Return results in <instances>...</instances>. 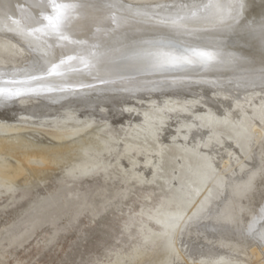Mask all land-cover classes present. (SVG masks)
I'll return each instance as SVG.
<instances>
[{
	"label": "bare ground",
	"instance_id": "bare-ground-1",
	"mask_svg": "<svg viewBox=\"0 0 264 264\" xmlns=\"http://www.w3.org/2000/svg\"><path fill=\"white\" fill-rule=\"evenodd\" d=\"M32 2L0 0V79L5 81L37 75L35 65L61 58L55 39L18 35L17 27H25L22 16L37 14L29 8ZM119 2L148 14L119 13L133 34L151 38L167 34L166 20L175 12L170 6L195 0ZM246 4L242 17L264 13L261 0ZM81 23L86 30L74 38L86 40L96 25L89 19ZM226 43L258 66L257 51L235 38ZM105 78L110 83L102 85L70 73L69 87L0 97L3 204L27 195L32 178L42 181L48 171L60 170L56 188L22 211L29 223L7 244L21 245L37 224L65 211L74 216L90 206L94 214L117 192L130 189L140 202L120 219L131 245L108 250L99 264H264V241L248 233L249 226L257 234L264 231V84L229 66L160 67L149 48L118 75ZM100 116L110 120L98 124ZM96 176L106 187H96L87 198L75 183ZM4 239L0 235V264H7Z\"/></svg>",
	"mask_w": 264,
	"mask_h": 264
},
{
	"label": "snow or ice",
	"instance_id": "snow-or-ice-1",
	"mask_svg": "<svg viewBox=\"0 0 264 264\" xmlns=\"http://www.w3.org/2000/svg\"><path fill=\"white\" fill-rule=\"evenodd\" d=\"M246 6V0H195L190 4L172 5L170 7L175 8V12L166 20L167 34L145 38L136 36L125 27L127 18L119 13L127 12L132 17L148 14L139 9L134 11L119 0H33L29 8L37 14L22 16L25 27L18 26L16 31L21 37L41 41L55 39L62 49L61 58L58 62L44 60L38 63L35 70L39 74L24 80L0 79V97H18L25 92L69 87L66 81L70 73H83L102 85L108 84L110 80L105 77L118 75L121 66L141 59L145 48L153 50L160 67L229 66L245 70L264 84V13L248 20L242 17ZM261 6L264 7V0H261ZM21 11L25 9L21 8ZM82 19H89L96 25L86 40L74 38L86 30ZM204 22H210L212 28L198 27ZM12 23L19 25L18 21ZM230 38L243 41L257 51L258 66L255 60L227 44ZM65 50L74 54L65 55ZM6 83L18 86L13 90L5 87ZM261 212L264 213V208ZM248 233L264 241V231L257 234L249 226Z\"/></svg>",
	"mask_w": 264,
	"mask_h": 264
},
{
	"label": "rangeland",
	"instance_id": "rangeland-1",
	"mask_svg": "<svg viewBox=\"0 0 264 264\" xmlns=\"http://www.w3.org/2000/svg\"><path fill=\"white\" fill-rule=\"evenodd\" d=\"M67 109L65 112L76 114L74 110ZM109 120L104 116L98 124ZM32 136L44 143L52 141L47 136ZM59 175V169L50 170L43 175L42 181L32 178L34 186L27 195L9 199L5 204V196L0 200V204H3L0 206V235L6 238L2 246L8 251L7 256L2 259L5 263L15 264V259H19L18 264H99L98 261L108 254V250L131 245L132 238H124L120 219L127 212L133 211L140 202L138 197L133 196L135 191L130 189L117 192L94 214L88 206L74 216L70 210L63 215L44 219V222L35 226V231L28 240L19 246L8 245L7 239L25 230L29 223L26 213L22 211L34 204L39 197L54 190L56 187L53 180ZM75 184L88 198L96 187L105 189L107 182L96 176L81 179Z\"/></svg>",
	"mask_w": 264,
	"mask_h": 264
}]
</instances>
